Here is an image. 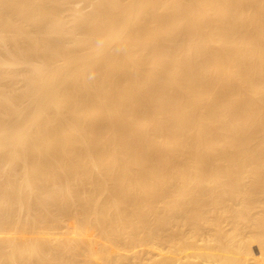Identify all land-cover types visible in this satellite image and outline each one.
<instances>
[{
  "label": "bare ground",
  "instance_id": "6f19581e",
  "mask_svg": "<svg viewBox=\"0 0 264 264\" xmlns=\"http://www.w3.org/2000/svg\"><path fill=\"white\" fill-rule=\"evenodd\" d=\"M70 2L0 0V264H264V0Z\"/></svg>",
  "mask_w": 264,
  "mask_h": 264
},
{
  "label": "rangeland",
  "instance_id": "374dc122",
  "mask_svg": "<svg viewBox=\"0 0 264 264\" xmlns=\"http://www.w3.org/2000/svg\"><path fill=\"white\" fill-rule=\"evenodd\" d=\"M71 2V4H69V8H70V12H68L67 13V15L68 14H72V15H74V14H79V12H82V13H87V12H89L90 10H91V7H92V3H93V0H88V2L87 1H85V0H70ZM91 6V7H90ZM87 11V12H86ZM66 14V13H65ZM10 65V64H9ZM15 67H19V66H15ZM154 135H157V136H159V134L156 132ZM154 137H156V136H154ZM259 142V140H257V141H255V144H254V147H257V143ZM251 151L253 150V148L252 149H250ZM222 182H223V179L221 180ZM245 183H249L250 182V178H245L244 180H243ZM92 187H93V185L91 184V183H88V182H86L83 186H82V189H84V190H87V191H90L91 189H92ZM49 189L51 188V189H53L54 188V185H52V184H50V186L48 187ZM214 194L216 195V196H219L220 194H221V192L219 191V190H215V192H214ZM263 198H264V195H261ZM260 196V197H261ZM51 209H53V207L51 206L50 207ZM259 208L258 209H256V210H254V211H257V212H259ZM27 211H29L30 213H34V214H39V212L41 211L40 210V206L39 205H32L31 207H29L28 208V210ZM224 211H226V210H222L221 209V212H223L222 213V215L224 216V214H225V212ZM221 212L220 211H216L214 214L213 213H211V214H209L210 215V218H212L213 220V222H214V220H216L215 222H216V225H217V223L218 222H220L221 221V219H222V216H221ZM54 213V215H56V212H53ZM226 213H227V211H226ZM226 215V214H225ZM224 218H226L225 216H224ZM222 219L223 221H225V225H224V222L222 223V222H220V224H222V225H215L214 223H209L211 226L210 227H207V226H209V225H207L208 223H205L204 225L202 224V226H204L203 227V229H204V231H203V229H202V227H201V231H203L204 233H202V235L206 238L207 237V233L208 234H210L209 232H211V234L210 235H208L209 236V238H210V236H212L213 234H212V230H213V225L214 226H216L215 228H220V226L222 227V228H220V229H224V230H231V227H230V224L227 222V218L226 219ZM61 224V223H60ZM58 225V224H56L52 229H51V232H50V234H51V237H49V238H53L54 236H56V235H60V236H62L65 232H67L69 229H70V233L71 234H74V233H78V231L76 230V232H75V229H73L72 227V229L70 228V224H69V221L67 220V218L65 217L63 220H62V224L61 225ZM228 225V226H227ZM210 228V229H208V230H211V231H207V228ZM206 229V230H205ZM223 230V231H224ZM228 232V231H227ZM185 233H187V229L181 224V225H179V227H177V228H175L173 231H169L168 232V234H167V237L166 236H164V240H163V243H162V247H161V250H162V248H163V250H162V254H167V251L170 249V250H172L173 251V256H175V257H178L179 255H181V254H187L188 253V251H185V249L184 250H182L183 249V244L184 243H181L182 242V240H181V238H182V236H180L181 234H185ZM206 233V234H205ZM225 233H226V231H225ZM205 234V235H204ZM66 235V234H65ZM188 235V234H187ZM213 238V237H212ZM170 241V242H169ZM48 247H53L52 245H50V246H48ZM48 247H46V248H48ZM160 249H158V251L157 252H160L159 251ZM47 253H46V255H45V257H44V259H43V263H39L38 261L36 262L35 261V259H28V260H26L23 264H58L59 262H58V258L56 257V251H53V250H50V251H46ZM144 252V251H143ZM148 252V251H147ZM147 252L145 251L144 252V254L142 253V258L145 260V259H148L149 258V255H150V257H151V255H152V253L154 252V251H152V252H150V254H149V252H148V254H147ZM66 254H68V253H66ZM147 254V255H146ZM148 256V257H147ZM171 256V255H170ZM169 256V257H170ZM145 257V258H144ZM65 262H66V264H71V263H74L73 261H71V260H68L67 258L65 259ZM124 264H132V263H134V261H132V263H131V261H126V262H123Z\"/></svg>",
  "mask_w": 264,
  "mask_h": 264
}]
</instances>
